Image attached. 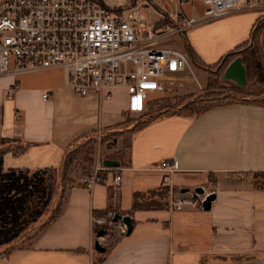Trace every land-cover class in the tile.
I'll use <instances>...</instances> for the list:
<instances>
[{
  "label": "crops",
  "instance_id": "obj_1",
  "mask_svg": "<svg viewBox=\"0 0 264 264\" xmlns=\"http://www.w3.org/2000/svg\"><path fill=\"white\" fill-rule=\"evenodd\" d=\"M160 1L162 8L153 0L137 4L146 3L141 12L151 23L174 21L180 13L196 18L199 24L186 39L206 65L219 63L246 43L264 16L261 5L207 21L203 6L188 11L184 6L194 3L168 0L176 5L171 12L169 4ZM13 86L14 97L8 100L4 92ZM44 93H49L46 100ZM150 101L130 100L124 91L114 92L109 101L79 97L62 68L0 77L4 172L59 168L73 144L87 134L121 129L117 151L129 137L126 160L107 156L95 161L120 163L119 187L98 185L88 191L79 181L73 184L65 191L60 214L40 225L31 247L0 256V264H264V191L247 177L264 173V107L226 103L198 116H162L136 129L123 125L126 116H148ZM163 161L175 165L167 186L156 168ZM169 188L181 194L187 190V195L201 188V198L213 194L215 199L208 211L199 200L180 210H133L135 194L161 204L158 193H169ZM114 214L131 218L128 235L121 232V222H112ZM105 226L117 233L113 244L96 237L95 230ZM96 242L105 246V253L97 254Z\"/></svg>",
  "mask_w": 264,
  "mask_h": 264
},
{
  "label": "built area",
  "instance_id": "obj_2",
  "mask_svg": "<svg viewBox=\"0 0 264 264\" xmlns=\"http://www.w3.org/2000/svg\"><path fill=\"white\" fill-rule=\"evenodd\" d=\"M137 1L0 0V77L62 68L68 73L69 88L79 97L109 101L114 92L124 91L139 103L148 101L150 92L164 94L186 71L200 88L187 53L167 44L174 39L182 42L198 20L180 13L174 21L162 18L151 23L141 12L146 3ZM176 1L201 2L207 21L264 5V0ZM167 76L173 79L166 80ZM15 91V86L5 90V98L13 99ZM48 96L44 93L42 99ZM14 118L18 120L19 113ZM95 134L100 138L101 131ZM156 168L167 186L174 163L163 161ZM121 182L119 168H105L100 162L79 179L88 191L98 185L117 188ZM169 194V207L175 210L205 199L171 188Z\"/></svg>",
  "mask_w": 264,
  "mask_h": 264
},
{
  "label": "rangeland",
  "instance_id": "obj_3",
  "mask_svg": "<svg viewBox=\"0 0 264 264\" xmlns=\"http://www.w3.org/2000/svg\"><path fill=\"white\" fill-rule=\"evenodd\" d=\"M153 1H155L159 8L164 6L159 4H162L160 0ZM165 3L169 4L168 7L171 12L176 11V5L174 3H171L168 0H165ZM202 6L201 2L196 1L193 5H185L184 9L196 12L198 10L201 11ZM181 43L180 39H174L172 42H168L167 44L172 45L177 49L184 50V48L180 46ZM228 64L224 65L220 61L215 64L210 71L205 70L203 67H195L192 65L193 74L198 80L200 88L197 86L195 79L191 76V74L186 71L180 75V78H176V85L172 88H167L164 94H155L152 92L148 93V100H151L148 104L150 110V114L148 116L143 114L126 116L125 124L128 128L135 126L138 127L146 122L161 118L162 116L178 114L182 111V109H184V107L188 110L186 112L182 111L181 114H194L218 104L229 102L247 104L245 100H264V82L261 83L257 81V78L255 79L251 78V76L249 77L247 69V81L244 87H238L233 82L225 81L222 78V75ZM216 72L217 75L215 76L214 74ZM167 79H173V76H167L166 80ZM119 131H121V129L106 132L101 131L100 138H98L96 134H87L73 144L69 151L79 148V153L67 169L64 168L65 158L62 165L59 168H56V188L48 211L35 225L29 228L14 242L5 246H0V256L7 255L11 250L31 247V240L34 234L37 233L40 225L50 221L56 209H59L60 211L65 191L73 184L78 183L80 177L94 167L95 161L103 159L107 156L121 158L123 161L126 160L129 137L127 136L122 139L123 143L120 146L119 151H117L115 143L120 137L115 135V133H118ZM103 137H106L104 142ZM109 139H114L112 146H108L107 144ZM90 140H95V144L87 145ZM247 177L253 179V175H249ZM158 194V199L160 200L161 205H163V207L169 206L171 195L166 190H163ZM99 230L105 231L104 236L101 237V239H107L105 243L110 242L113 244L117 239L115 229L105 226L97 228L95 230V234ZM101 246L105 247L103 245Z\"/></svg>",
  "mask_w": 264,
  "mask_h": 264
},
{
  "label": "trees",
  "instance_id": "obj_4",
  "mask_svg": "<svg viewBox=\"0 0 264 264\" xmlns=\"http://www.w3.org/2000/svg\"><path fill=\"white\" fill-rule=\"evenodd\" d=\"M92 1L103 4L102 0ZM182 42L184 51L187 53L191 63L195 67H203L205 70L210 71L214 65H206L205 63H203L202 60L190 47L186 37H183ZM263 54L264 16L260 17L256 21L251 30L249 40L237 47L235 52L226 55L221 60V62L222 64L226 65L237 56H240L242 58L244 66L248 71V76H251V78L255 79L257 78V81L262 83L264 82ZM214 75L216 76L217 72ZM245 101L248 105L264 107V100L261 99ZM212 107L214 106L208 107L194 114H181L182 111L186 112L188 110L184 107V109H182V111L178 113V115L198 116ZM125 123H123V125H126ZM147 123L149 122H146L138 127L135 126V129L142 127ZM121 134V132L115 133V135L118 136H120ZM105 138L103 139V142L105 141ZM113 140L114 139L108 140V146L113 145ZM7 143L10 142L2 141L1 145H5ZM89 144H95V140H90L87 145ZM22 149L23 147L17 148V150ZM5 152H7V149L5 148H2L0 150V165L1 158L3 154H5ZM78 153L79 148H75L66 154L64 161L65 169H67V167L75 160ZM55 171H57L56 168L42 169L35 172H30L27 169H9L5 172L0 170V246H5L14 242L29 228L35 225L48 211L56 188ZM251 175H253L252 186L257 190L264 191V173H253ZM162 207L163 206L157 201L145 199L144 195H134L133 210H149ZM59 214V209H56L50 221H53ZM107 251L108 250H106V252Z\"/></svg>",
  "mask_w": 264,
  "mask_h": 264
},
{
  "label": "water",
  "instance_id": "obj_5",
  "mask_svg": "<svg viewBox=\"0 0 264 264\" xmlns=\"http://www.w3.org/2000/svg\"><path fill=\"white\" fill-rule=\"evenodd\" d=\"M222 78L225 81H230L236 84L238 87H244L247 81V71L246 67L243 64L242 58L240 56H237L234 58L226 67V69L223 72ZM102 166L105 168H119L120 163L115 160H104L102 161ZM185 193L187 192L184 191ZM197 194L203 195L204 192L201 188H197L194 191V197H196ZM215 199V195L210 194L207 195L202 202V209L204 211H208L211 206V202ZM112 222H121L125 226V234L128 235L132 230V221L129 216H122L119 214H114L112 217ZM105 234V231L99 230L96 233L97 238L103 237ZM94 250L97 253L103 254L105 253V248L100 245V243L96 242L94 244Z\"/></svg>",
  "mask_w": 264,
  "mask_h": 264
}]
</instances>
